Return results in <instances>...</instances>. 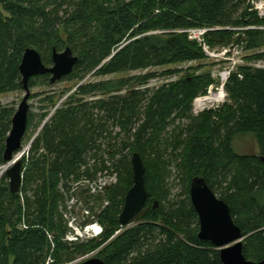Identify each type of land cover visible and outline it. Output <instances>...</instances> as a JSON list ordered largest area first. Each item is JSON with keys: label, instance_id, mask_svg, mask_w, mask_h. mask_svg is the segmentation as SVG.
Segmentation results:
<instances>
[{"label": "trees", "instance_id": "trees-1", "mask_svg": "<svg viewBox=\"0 0 264 264\" xmlns=\"http://www.w3.org/2000/svg\"><path fill=\"white\" fill-rule=\"evenodd\" d=\"M242 26L257 28L229 29ZM195 27L214 29L207 34L212 47L244 38L248 50L264 48V19L247 10L246 0H0V94L23 89L20 65L27 48L38 50L50 65L54 47H70L79 61L62 80L77 82L91 72L105 77L202 61L207 58L202 48L183 32ZM253 58L264 60V51ZM188 69L158 87L149 86L158 73L148 72L77 88L21 160V191H11L7 174L0 179V264H45L50 256L60 264L96 249L104 264H224L220 250L198 238L199 217L190 198L197 175L230 206L245 237V256L264 259V68L242 66L243 78L235 73L227 84L231 103L200 115L192 111L194 99L213 79ZM49 78L32 77L30 89ZM95 95L103 97L87 101ZM55 99L46 97L45 109L55 106ZM15 112L0 106V166L6 164ZM49 114L29 110L27 137ZM247 133L257 139L260 153L235 151V137ZM134 152L146 169L147 212L121 226L134 183ZM173 162L183 186L176 198L168 188ZM99 174L118 179L108 190L109 205L98 214L103 234L69 243L61 187L68 190L71 181H94Z\"/></svg>", "mask_w": 264, "mask_h": 264}, {"label": "rangeland", "instance_id": "rangeland-1", "mask_svg": "<svg viewBox=\"0 0 264 264\" xmlns=\"http://www.w3.org/2000/svg\"><path fill=\"white\" fill-rule=\"evenodd\" d=\"M246 8L248 11H251V13H256V15L260 19H264L260 16V13L264 14V0H246ZM253 28H257V27H253V26H242V27H236V28L229 27L230 30H236V31L244 30V29L245 30L253 29ZM258 28H263V27H258ZM239 36L240 34H237L235 37H239ZM228 45L240 46V49L242 51V61H241L242 64L241 65L243 67L253 66V67L264 68V60H258V59L253 58V56L256 53L264 51V48L260 50H248L247 42L244 40V38L238 41H233L229 43ZM213 47L221 48L222 45L221 46L217 45ZM52 64H53V61H52ZM52 64L48 66H51ZM241 65L238 66V68L239 67L241 68L242 67ZM223 66L224 64L222 63L220 64L216 61H213L210 58H206V59H203L202 61H197V62L170 64L168 66L150 68L144 71H141V70L128 71V72L108 75L105 77L94 76V72H91L87 74L82 80L77 81V82L69 81V80H60L52 84L50 83V78H49V81L46 85H36L30 89L31 95L29 98V104H30V110L37 114H41L44 111H50V114L31 137H27V135L25 136L22 147L15 154V157H17V160H22L24 157L28 158L29 151L32 147L33 141L39 136L44 124L47 122V120H49V118L54 114V112L62 106L63 103L68 101L69 98L74 95L77 88L82 84L95 83L97 81L104 80V79L131 77L135 75L146 74L148 72H157L158 76L150 81L149 86L158 87L164 83L177 80L179 77L189 72V69H188L189 67H195L197 69L194 71L190 70V72H196L197 74H206V73L211 74L213 82L207 88L209 89L211 85L217 83L218 71ZM240 68H239V71H240ZM165 70H174L176 72L170 76L160 75ZM215 89L216 88H214V90ZM25 94L26 92L24 91V89L0 94V106L14 108L15 110H17ZM50 95H55L56 104L55 106L49 109H45V107H47L46 106L47 104L43 100L46 99V97ZM102 97H103L102 95L86 96L87 101L99 99ZM221 101H222L221 98L212 96V99L208 100L206 104L211 105L210 107H212L213 104L220 103ZM228 103H231L230 95L228 97L227 102L222 104L220 108H223V106ZM192 107H193L192 111L195 115H200L202 113V112L196 113L194 111V106ZM205 111H210V110L206 109ZM211 111H219V109L211 110ZM186 122L187 121L183 120L181 123H186ZM233 147L235 151L239 154H258L260 153L257 139L255 138L253 134H250V133L241 134V135L236 136L233 141ZM6 164L1 165L0 170ZM5 174H6V171L5 173L4 172L2 173V175L0 176V179L3 178ZM117 182H118V179L115 176L106 177V176H102L101 174H99L98 179L94 181L85 180V179L84 180L80 179L79 181H76V180L71 181L70 188L68 190L67 188L64 189L61 187V190L65 194V202L63 206H61V211L63 212L64 220L67 224L68 234L75 233L74 227L76 228L78 227L80 230L83 231L87 226L94 224V223L95 224L98 223L97 224L98 226L96 227L102 226L104 228L103 224L100 222L98 214L103 209H105V207L109 205V200L107 198L108 190L110 189V187L114 186ZM99 183H102V184L99 185ZM168 188L170 189V195L172 198L178 197L182 192V188H183L182 178H181V174H180V171L178 169L176 162H173L172 167H171V174L168 179ZM99 197L102 200H100ZM92 208L94 209V211ZM102 234L96 236L93 231H90L88 232V234H86V238H84V240H81V242H87L88 240L99 239L102 236ZM244 239L245 237L243 238V240ZM81 242L78 241L76 243H81ZM98 250L99 249L90 251L86 253L85 255L71 259V261H76L77 264H80L89 258L98 257L97 256Z\"/></svg>", "mask_w": 264, "mask_h": 264}, {"label": "water", "instance_id": "water-1", "mask_svg": "<svg viewBox=\"0 0 264 264\" xmlns=\"http://www.w3.org/2000/svg\"><path fill=\"white\" fill-rule=\"evenodd\" d=\"M51 66L46 65L40 52L35 48H27L20 65L23 89L26 92L12 118L11 130L6 139L4 161L13 164L6 169L10 189L13 193L21 191L23 183L22 161L15 160V154L21 149L27 132L28 114L31 95L29 81L38 75H50V83L54 84L71 74L79 61L70 47L58 51L52 50ZM264 162V155H261ZM133 168V186L125 197V205L120 214L121 226L136 223L147 212L149 192L145 185V165L141 155L134 152L131 157ZM190 198L199 217L198 238L209 241L220 250V258L224 264H264V259L254 261L248 259L243 252V232L234 221L231 208L209 186L204 176L197 175L190 182ZM80 264H104L100 257H92Z\"/></svg>", "mask_w": 264, "mask_h": 264}, {"label": "built area", "instance_id": "built-area-1", "mask_svg": "<svg viewBox=\"0 0 264 264\" xmlns=\"http://www.w3.org/2000/svg\"><path fill=\"white\" fill-rule=\"evenodd\" d=\"M260 16L264 18V14L260 13ZM214 29L207 28V27H195L185 29V32L190 40L196 41L199 46L202 48L203 52L205 53L207 58L212 59L218 63L224 64V66L218 71L217 74V83L210 86L205 94H201L194 99L193 106L194 111L196 113H201L208 110H218L222 104L226 103L229 97V93L227 91V84L229 83L231 77L237 73L240 78H243V74L239 71L238 66L242 63V51L240 46L236 45H226L222 46L221 48H214L212 47L207 41V34ZM242 66V65H241ZM220 84V85H219ZM214 88H216L214 90ZM212 96H216L221 98L220 103H215L211 105L206 104L208 100L212 99ZM102 183H99L101 185ZM98 186V185H97ZM98 224V223H97ZM97 224H91L87 226L83 231L80 230L78 227H74L75 233L67 234L65 240L69 243H76L81 242L86 238V234L88 232L93 231L96 236L103 233V227L98 226ZM55 259L50 256L46 260L45 264H54ZM60 264H77L76 261H67L65 263Z\"/></svg>", "mask_w": 264, "mask_h": 264}, {"label": "bare ground", "instance_id": "bare-ground-1", "mask_svg": "<svg viewBox=\"0 0 264 264\" xmlns=\"http://www.w3.org/2000/svg\"><path fill=\"white\" fill-rule=\"evenodd\" d=\"M15 160H17V157L15 158ZM13 162L14 161H12L11 163H7L6 165L3 166V168L0 170V176L2 175L3 172L5 173L6 169L9 168L13 164Z\"/></svg>", "mask_w": 264, "mask_h": 264}]
</instances>
